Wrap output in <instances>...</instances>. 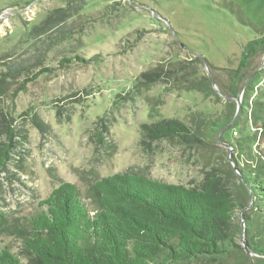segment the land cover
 <instances>
[{
	"label": "rangeland",
	"instance_id": "374dc122",
	"mask_svg": "<svg viewBox=\"0 0 264 264\" xmlns=\"http://www.w3.org/2000/svg\"><path fill=\"white\" fill-rule=\"evenodd\" d=\"M55 11L73 16L49 30ZM263 39L264 0H0V144L14 132L10 164L0 171V249L29 261L28 222L62 183L76 185L91 210L88 185L114 174L194 187L213 168L225 173L234 150L220 135L230 143L250 135L251 105L264 102ZM151 71L161 80L144 86L140 77ZM234 108L238 127L208 129ZM162 120L186 125L203 143L140 145L142 125ZM226 181L244 201L237 182ZM233 217L243 230L241 213ZM247 263L231 256L225 264Z\"/></svg>",
	"mask_w": 264,
	"mask_h": 264
},
{
	"label": "trees",
	"instance_id": "16d2710c",
	"mask_svg": "<svg viewBox=\"0 0 264 264\" xmlns=\"http://www.w3.org/2000/svg\"><path fill=\"white\" fill-rule=\"evenodd\" d=\"M68 13L53 12L47 16L46 24L50 25L46 26L49 30L59 26L73 16ZM260 42L264 43V39ZM246 51L234 75L238 83L244 78L240 72L254 48ZM140 78L144 86L160 79L153 71L143 73ZM3 81L0 76V87ZM201 82L204 90L214 93L209 79L202 77ZM22 89L23 85L16 92ZM251 90L248 84L244 100H248L247 93ZM242 103L241 113L246 114L244 107H248V102ZM251 107L250 135L232 143L224 140V133L220 135L222 142L234 150L235 168L231 166L225 173L213 168L194 187L169 184L132 172L114 174L88 185L91 210L81 200L76 185L62 183L39 203L40 211L28 222L22 249L29 261L22 262L8 247H3L0 264H225L231 256L250 264L238 243L242 233L247 248L258 256L255 263L264 264V149L261 147L264 102H255ZM231 122L230 129L240 125L239 118L235 119V108L222 123H208V129L217 135ZM101 132L93 134L100 143ZM13 133L7 134L9 142L0 144V171L10 164ZM141 137L140 145L160 140L203 143L202 137L175 120L142 125ZM230 177L237 182L244 201L230 191L226 181ZM235 210L241 213L243 230L234 223Z\"/></svg>",
	"mask_w": 264,
	"mask_h": 264
},
{
	"label": "water",
	"instance_id": "95a60500",
	"mask_svg": "<svg viewBox=\"0 0 264 264\" xmlns=\"http://www.w3.org/2000/svg\"><path fill=\"white\" fill-rule=\"evenodd\" d=\"M212 84L213 81L211 80ZM245 88V85L243 86V89ZM239 109V108H238ZM233 167L235 168V164H233ZM245 185V184H244ZM250 201H251V196H250ZM242 246H243V251L245 252V254L248 256V258L250 259L252 256V253L250 252V250L247 248V244L246 242L242 239Z\"/></svg>",
	"mask_w": 264,
	"mask_h": 264
}]
</instances>
